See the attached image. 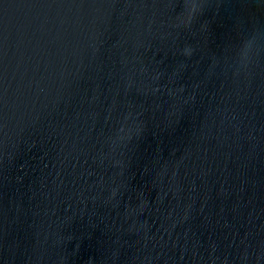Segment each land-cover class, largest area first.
I'll return each mask as SVG.
<instances>
[{"label": "water", "instance_id": "95a60500", "mask_svg": "<svg viewBox=\"0 0 264 264\" xmlns=\"http://www.w3.org/2000/svg\"><path fill=\"white\" fill-rule=\"evenodd\" d=\"M0 264H264V0H0Z\"/></svg>", "mask_w": 264, "mask_h": 264}]
</instances>
